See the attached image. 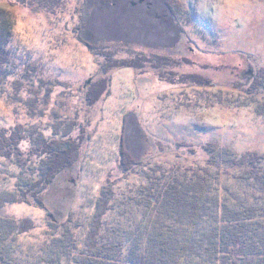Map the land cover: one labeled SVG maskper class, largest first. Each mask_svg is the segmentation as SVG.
Listing matches in <instances>:
<instances>
[{
  "label": "rangeland",
  "instance_id": "rangeland-1",
  "mask_svg": "<svg viewBox=\"0 0 264 264\" xmlns=\"http://www.w3.org/2000/svg\"><path fill=\"white\" fill-rule=\"evenodd\" d=\"M43 2L0 1V34L6 20L13 32L8 73L0 75V128L35 124L47 127L43 131L50 136L55 124L77 121L81 129L75 134L86 130L79 161L45 196L56 220L73 214L81 223L80 239L111 177L124 216L110 213L108 237L115 228L116 237L127 243L136 238L146 249L144 238L161 219L157 208L129 204L145 178L135 180L132 173L116 180L122 177L117 168L124 133L135 157L150 163L147 168L208 165L211 155L204 147L210 143L264 154V117L256 113L264 89L247 91L264 68V0H47L48 7ZM83 21L84 37L98 45V55L79 37ZM100 51L136 58L146 71H114L110 95L87 109L88 88L101 75ZM14 72L18 78L9 75ZM186 76L193 82L182 81ZM190 147L197 156L188 153ZM219 165L220 184H231L227 167ZM49 215L26 203L0 210L2 217L34 224L19 238V264L43 245Z\"/></svg>",
  "mask_w": 264,
  "mask_h": 264
},
{
  "label": "trees",
  "instance_id": "trees-1",
  "mask_svg": "<svg viewBox=\"0 0 264 264\" xmlns=\"http://www.w3.org/2000/svg\"><path fill=\"white\" fill-rule=\"evenodd\" d=\"M43 3L48 7L47 0ZM84 21L79 37L98 55V45L84 37ZM10 24L9 20L4 21L5 34H0V75L8 73L5 66L11 60ZM100 52L104 56L101 75L88 88L87 109L95 108L110 95L114 71L123 68L146 71L136 58H119L112 51ZM17 74L9 75L18 78L20 74ZM193 78L186 76L182 81ZM3 82L0 78V83ZM263 89L264 68L257 72L247 91L252 95ZM256 113L264 117V102L256 105ZM76 127L77 121L55 124L50 136L43 131L49 130L47 127L42 130L35 124L0 128V210L7 205L26 203L47 210L51 217L43 245L33 246L36 248L33 253L27 252L25 264H264V154H239L210 143L204 147L211 155L208 165L184 168L177 165L171 171L161 165L147 168L150 163L135 157L124 133L117 168L122 177L116 180L121 182L132 173L135 180L145 178L140 195L130 197L129 204L140 209L157 208L161 213L153 233L144 238L147 242L144 249L136 238L127 243L116 237L115 228L109 237L104 233L110 213L123 214L116 201L118 195L112 177L96 200L82 239L76 232L81 223L73 214L65 221L52 216L46 193L79 161L88 137L85 129L82 135L75 134ZM27 144H30L29 153L25 150ZM188 153L197 156L194 148H188ZM221 162L227 167L225 175L232 176L231 184H220ZM209 167L219 170L211 172ZM33 228L29 219L0 216V264H19L16 256L23 248L19 238Z\"/></svg>",
  "mask_w": 264,
  "mask_h": 264
}]
</instances>
